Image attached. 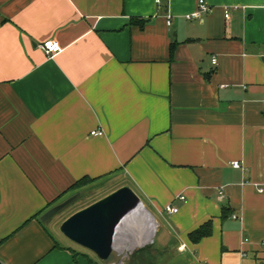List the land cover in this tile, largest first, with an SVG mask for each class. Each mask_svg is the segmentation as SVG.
I'll use <instances>...</instances> for the list:
<instances>
[{
	"label": "crops",
	"instance_id": "0c3cea01",
	"mask_svg": "<svg viewBox=\"0 0 264 264\" xmlns=\"http://www.w3.org/2000/svg\"><path fill=\"white\" fill-rule=\"evenodd\" d=\"M205 1L0 0V264H99L59 225L122 185L120 264H264V0Z\"/></svg>",
	"mask_w": 264,
	"mask_h": 264
},
{
	"label": "water",
	"instance_id": "95a60500",
	"mask_svg": "<svg viewBox=\"0 0 264 264\" xmlns=\"http://www.w3.org/2000/svg\"><path fill=\"white\" fill-rule=\"evenodd\" d=\"M74 193L48 208L39 217L44 222L70 205ZM143 202L128 185H122L92 203L68 215L59 225L60 233L73 243L88 249L106 261L115 251L114 243L122 224Z\"/></svg>",
	"mask_w": 264,
	"mask_h": 264
},
{
	"label": "built area",
	"instance_id": "2783aa9c",
	"mask_svg": "<svg viewBox=\"0 0 264 264\" xmlns=\"http://www.w3.org/2000/svg\"><path fill=\"white\" fill-rule=\"evenodd\" d=\"M209 11H211V6L205 0H198L196 9L193 10L192 12H190V13L185 14V17L187 19L199 18L202 13H206V12H209ZM223 12H224V17L228 18L229 15H230L229 7L224 6L223 7ZM39 46L44 51V53L47 56H49V57L54 56L55 54H57L58 52H60L62 50V47L59 45V43L57 41L50 40V39L43 41L42 43H40ZM212 61L215 62V59L213 58ZM90 134H92V135H102V134H104V131L95 129V130H92L90 132ZM231 165L233 167H235V168H241L242 167V165H241V163L239 161H231ZM259 190L261 191V189H259ZM217 197L219 199H221L223 197L222 188H219L217 190ZM178 198L183 200L184 196L180 195ZM163 210L168 212V213H174L178 209H177V207L168 204V205H166L164 207ZM233 217L235 218L236 215H233ZM263 243H264V241H263Z\"/></svg>",
	"mask_w": 264,
	"mask_h": 264
},
{
	"label": "rangeland",
	"instance_id": "374dc122",
	"mask_svg": "<svg viewBox=\"0 0 264 264\" xmlns=\"http://www.w3.org/2000/svg\"><path fill=\"white\" fill-rule=\"evenodd\" d=\"M95 182L94 181H91V180H89L87 183H85V184H83V185H81V186H87V185H91V184H94ZM77 192H79V191H76V192H74V193H77ZM84 197H85V195H83ZM76 200V199H75ZM74 200V201H75ZM73 201V202H74ZM72 202V203H73ZM71 203V204H72ZM71 204L70 205H68L66 208H64V209H62L61 211H59L56 215H54V217L52 218V219H60V218H62L65 214H66V212L68 211V209L71 207ZM68 213V212H67ZM140 219H142V217L141 218H137V219H135V221H134V223H133V225H132V227H131V225L129 226V229L130 230H128L127 231V234H125L126 236H129V237H131V235H133L132 234V230H134L135 229V227H138V223H139V221H140ZM137 223V224H136ZM153 225V224H152ZM151 225V226H152ZM150 228V227H149ZM136 230V229H135ZM152 231V228H151V230H150V232ZM123 233L125 232L126 233V231H122ZM135 232V231H134ZM123 233H121L120 234V231L118 232V236H117V238H116V241H115V243H114V247H115V252L118 254L117 256H118V259L115 261V263L114 264H120L118 261H119V259H120V257H124V255H126V254H129V253H131V251H133V249H135L134 247H130L129 245H128V238L124 235L123 236ZM65 237V236H64ZM121 237V240L123 239V243L125 242V241H127V244H125V245H122L119 241H120V238ZM123 237V238H122ZM127 239V240H125V239ZM137 238H138V235L136 234H134V236H132V239L133 240H137ZM64 239V238H63ZM66 239V238H65ZM66 242H68V243H70V245H73L75 248H79V249H81V250H83V251H85L86 253H88L89 254V256L90 257H92L93 259H95L99 264H108V262L107 261H110V260H113L114 259V253L112 252L111 253V255H110V257L108 258V260H106V261H103V260H100V259H98V258H96V256L91 252V251H89L88 249H86V248H83V247H81V246H79V245H77V244H75V243H73L72 241L70 242V240H65ZM118 242H119V245H118ZM132 242V241H131ZM123 264H129L128 263V260L125 258L124 260H123ZM134 264V263H133ZM138 264V263H137Z\"/></svg>",
	"mask_w": 264,
	"mask_h": 264
},
{
	"label": "trees",
	"instance_id": "16d2710c",
	"mask_svg": "<svg viewBox=\"0 0 264 264\" xmlns=\"http://www.w3.org/2000/svg\"><path fill=\"white\" fill-rule=\"evenodd\" d=\"M131 23H139L140 26L143 25L144 23V20H138V19H135V18H131L130 20ZM171 51L173 49V45L171 46ZM89 180H91L90 178L88 177H83L82 179H80L79 181H77L73 186L74 187H79L85 183H87ZM209 223H205L204 225H202L201 227H199L198 229L192 231L189 236L192 240L196 241L198 240L201 236L205 235L206 233L209 232ZM93 264H96V263H93Z\"/></svg>",
	"mask_w": 264,
	"mask_h": 264
},
{
	"label": "bare ground",
	"instance_id": "6f19581e",
	"mask_svg": "<svg viewBox=\"0 0 264 264\" xmlns=\"http://www.w3.org/2000/svg\"><path fill=\"white\" fill-rule=\"evenodd\" d=\"M144 212V210H143V208L142 207H140V208H138L134 213H132L127 219H126V221L122 224V226H123V228H122V230L120 229V234H121V232L122 231H124L126 228H127V226L130 224V222L132 221V220H134L136 217H138L140 214H142ZM121 238V237H120ZM119 238V239H120ZM122 245H123V242L120 240L119 241ZM119 242H118V245H119Z\"/></svg>",
	"mask_w": 264,
	"mask_h": 264
}]
</instances>
